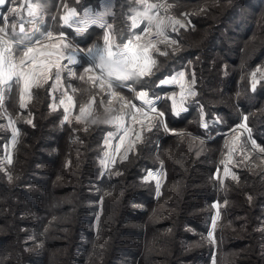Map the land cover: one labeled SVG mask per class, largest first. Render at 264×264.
I'll list each match as a JSON object with an SVG mask.
<instances>
[{
	"label": "trees",
	"instance_id": "1",
	"mask_svg": "<svg viewBox=\"0 0 264 264\" xmlns=\"http://www.w3.org/2000/svg\"><path fill=\"white\" fill-rule=\"evenodd\" d=\"M167 1L186 11L192 24L174 33L175 47L155 53L149 74L125 81L136 93L163 97L129 157L112 169L102 163L104 139L120 106L96 81L88 93L94 111L85 121H64L52 79L33 88L25 107L18 88L0 94V264H264V155L251 148L264 147V79H250L264 64V0ZM101 2L40 0L43 8L51 3L43 9L50 19L58 7L53 33L65 30L85 50L100 42L103 30L93 26L77 36L59 17L65 7ZM114 2L110 24L116 42L124 43L149 17L136 29L132 17L143 3ZM19 3L7 0L4 10ZM87 64L66 68L67 90L90 83L81 79ZM187 66L198 93L177 114L167 95L175 87L159 83ZM74 96L79 110L80 94ZM13 98L19 137L10 162L5 146ZM243 123L251 147L243 138L235 149L236 177L222 184L216 174L230 151L227 132ZM162 166L166 179L159 192L145 178Z\"/></svg>",
	"mask_w": 264,
	"mask_h": 264
},
{
	"label": "rangeland",
	"instance_id": "2",
	"mask_svg": "<svg viewBox=\"0 0 264 264\" xmlns=\"http://www.w3.org/2000/svg\"><path fill=\"white\" fill-rule=\"evenodd\" d=\"M80 1V0H77ZM160 2H154L151 0H140V2H142L143 6L140 7V9L138 10V12L135 14V17H137L136 15L139 14V11L143 13V19L146 20V18H148L149 20L147 21L148 24V29L150 31H148L149 33H147L146 35H142L140 38L143 37L146 39H151L150 43H152L154 45V48L157 49V51L155 53H158L162 50V52H167V50L162 49L163 47L169 46L170 47H175V45H177L176 42V37H174V33L178 32L181 28H189L191 26V20L190 17L188 16V14L186 13V11H178L176 9V6L174 3L172 2H168L167 0H160ZM103 2V0H102ZM40 4V3H39ZM41 5V4H40ZM148 5H157V7L151 8L149 9L147 6ZM45 6L47 8L51 7V3H47L45 4ZM45 6L42 9H45ZM114 6H115V2H114ZM159 6L160 9L162 10V13H159ZM149 10H152L154 13L156 11V16H150L151 12H148ZM62 12V11H61ZM45 14H47V16L49 15L48 12L45 10L44 12ZM113 13H114V7H113ZM112 13V15H113ZM60 14V13H59ZM55 16H53L52 18V22H53V29L54 27H56V15L57 12L54 13ZM153 15V14H152ZM142 17V15H140ZM50 17V16H49ZM50 19V18H48ZM133 20L134 19V15L132 17ZM132 20V21H133ZM178 22V23H177ZM161 24V25H160ZM162 28L161 26H163V28H166L168 26V28H166L167 30H163V34H160V29L158 28ZM0 27H4V26H0ZM112 28V25H111ZM10 30H9V34H10ZM54 36L58 35V32L56 33V31L53 33ZM145 36V37H144ZM103 37L102 35L99 36V38ZM98 40H96L95 42H93L90 46L87 47L91 48L92 46H94V44L97 42ZM3 46V45H2ZM165 48V49H166ZM165 52V53H166ZM155 53H154V59H155ZM155 61V60H154ZM85 63L83 61L80 62V65H82ZM178 65H182V64H178ZM188 65H191V62L188 63ZM87 68V67H86ZM81 70V69H80ZM84 70V71H82ZM82 75L81 77H83V81H89L90 83L87 84H83L81 87H77L74 89V92H77L80 94V99L79 101V110H77V105H78V101L76 100L75 96H74V92L71 94H73L76 104H75V108H73L74 106V100L71 98V100H69L68 98L66 99V95L63 96L62 93V89L66 90V86L64 83V76L65 75V71L66 68H64L63 73H62V78L60 79L61 81V85L60 88L58 89V81L55 79V77L52 78V84H55L52 86V90L57 93H61V97H60V101H58L57 103H59V105L63 108L65 114H64V121L66 122H73V120H78V121H85L86 119H88V117L93 113L94 111V98H89L90 95L88 94L92 88H91V83H93L95 80V78L90 74V72H85V67L82 68ZM151 72V71H150ZM193 71L188 69V66L185 68H180L178 70H176L175 72H173L170 75H174V82L177 83L176 85H181V83L183 82V88L180 89L179 92H181V96H180V104L181 106L183 105L182 100L184 101V99H186L185 103L187 101H189L190 99L194 98L197 93H198V88H196L195 86V78L191 75ZM250 79L251 81L256 84L259 81L264 79V64L258 66L257 68H255L252 72H250ZM105 75V74H104ZM167 75V76H170ZM183 78V81L181 82V77ZM73 76L72 72L70 74V77ZM97 76H100V73L97 72ZM107 76V75H106ZM69 77V75L67 76ZM69 79V78H66ZM164 79V78H163ZM162 79V80H163ZM162 80L160 81L159 84H162ZM96 83V82H95ZM166 83L163 82L162 85H165ZM44 84H42L43 86ZM98 85L100 86V83H98ZM114 85V84H113ZM112 85V86H113ZM169 84H166L165 86H167ZM101 87V86H100ZM103 87L106 88L109 93H110V97L113 99H116V101L119 102V106H120V112L122 113V115H116V117L114 118V121H120L122 124L126 125V129L128 131V137L127 140L122 144V147L120 149L119 152H117V154L114 152L116 146L115 143H113L114 147L112 149V143H111V148L108 149V146L105 143V139H104V144H105V153L103 154V158H102V163L104 164V167L106 170L112 169L113 167H115V164L118 161H122V160H126L129 157V154L131 153V150L133 148L136 147L137 143L140 141V137H142V131L147 127V125L149 124L148 121L150 120V118L156 113V111H148V114H146V112H144L145 110H143V108H141V106L138 104V102L135 99V87L134 86H130L132 91L131 94L126 95L123 92H118L117 93H113V87L109 88L108 85H106V83L103 81ZM177 88H175L176 90ZM60 90V91H59ZM177 92V90H176ZM176 92L174 93V91L170 90L167 92V95H176ZM0 94H2V91L0 90ZM8 94V93H7ZM6 94V96H7ZM5 96V95H4ZM68 96V95H67ZM160 97H163L160 96ZM6 98V97H5ZM11 102L8 103L9 108L7 109L8 111V121H9V126H10V132L11 133V137L9 142L6 144L5 146V153H6V157L8 158L7 160H9L11 162L12 157H13V151L17 145V141H18V137H19V133H18V129L15 125L16 122V113H17V109L15 107V103L16 101L13 99H10ZM23 104L24 107L26 106V104L32 100V95L29 98H24L23 99ZM92 101L93 102V108H92ZM22 103V101H21ZM115 102H111V104L107 107L108 109H112ZM84 109L83 112H81V109ZM92 108V113L90 115H88V113L91 112ZM143 110V111H142ZM118 112V113H120ZM117 113V114H118ZM114 115V116H115ZM129 116V117H128ZM132 116V117H131ZM22 115L20 114L18 116V118H21ZM128 120V122H127ZM28 122H31V119L29 118L27 120ZM204 125H206L204 123ZM117 127H115V125L113 126L111 131H116ZM110 132V131H109ZM108 133V132H107ZM191 133V132H188ZM228 135V139H229V148L230 151L226 154L223 162H222V166L220 167V169L217 171L216 177L222 182V184L225 183V180H227V178L229 177H236L235 172L233 171L232 166L235 165L236 163V157L235 156V149H241L240 146L243 142V138L244 141L248 142V135H247V128L246 126L243 124H239L238 126H236L234 129L232 128V130H230L229 132H227ZM249 143V142H248ZM110 146V144H109ZM249 146L251 147V144L249 143ZM253 152L257 153L259 156H263L264 155V151H261V149H264V147L259 146L256 149H254L253 147H251ZM114 154V155H113ZM147 180L150 181H154L156 183V185L159 187V192H161V188H163V183L166 179V169H164V167L162 166L161 168H159L158 170H150L147 175L146 178ZM102 202V201H101ZM103 203V202H102ZM101 203V205H103ZM216 207H217V211L214 217V223L212 226V230H211V237L212 240H215V235L213 233L214 231V227H216L217 225V220L220 218V204L217 202L216 203ZM102 212H99L98 217L95 219V229H98L99 227V216Z\"/></svg>",
	"mask_w": 264,
	"mask_h": 264
},
{
	"label": "crops",
	"instance_id": "3",
	"mask_svg": "<svg viewBox=\"0 0 264 264\" xmlns=\"http://www.w3.org/2000/svg\"><path fill=\"white\" fill-rule=\"evenodd\" d=\"M6 3H7V0H6L4 5H0V26H5V24H7L10 32H11V24L14 20L15 21L17 20L18 16H28L27 15V9H28L29 5L32 6L33 10L37 14L45 12V10H43L41 5L39 4L40 0H20L19 5L15 8L16 9L15 13L13 11H10V10H4ZM59 3L60 2L58 1V6H59ZM113 7H114V0H103V2H101L100 6L97 8L93 7L92 5L86 6L83 9H78L75 6L74 7L73 6L72 7L71 6L65 7V8H63V10L60 14V17H59L60 25L62 26V28H67L68 30L77 34V36L84 35V33L86 34V32L90 28H92L93 26H96V27L103 30L102 31L103 32V38H101L100 42L97 41L94 45L99 44L101 47H103L104 46V38L106 35H108L110 37V43L113 45V51L118 50L116 46H119L120 49H123L125 44H128L129 41H132L131 45L129 46V48L127 50V54H128L129 60L132 63L133 68L135 69L133 74H136V72H138L140 70H143L145 73L149 74L150 71H152V69H153L154 53L157 51V49L154 48V45L152 43H150L151 42L150 40L152 38L151 39H146V38L143 39V37L140 38L142 35H146L147 33H149L148 31H150V30L148 29V24L145 25V27L142 31L141 30L136 31V35L134 38L129 39L124 43H118V42H116V40L114 38L115 35L112 32V28H111V24H110V19H111L110 16L113 13ZM57 9H58V7L56 8L54 13L57 12ZM72 10H74L75 16L70 17L69 18V24L66 25L61 20V17H63L67 12L72 11ZM85 12L92 13L93 15L104 13L103 21H102L104 26L102 27L100 23H96V24L89 23L86 30L78 31L77 21L84 16ZM148 12H151L150 14H151L152 18H153V16H156V14H155L156 11H155V13L152 10H149ZM11 15H12V17H9ZM140 15H142V17ZM136 16L137 17H135V14H134V19H135V26L134 27L136 29H140L141 24L143 23V20H144L143 19V13L139 11V14H137ZM52 18L50 20H48V22L44 25L43 32L51 31L53 33V31H52L53 30ZM161 27L162 28H159V26H158L159 29H163V30H167L166 28H168V26L166 28H163V26H161ZM61 33H63V35L65 37V39L62 42L59 40L49 41V40H43L42 39L41 44L49 45V47H41L40 50L36 53L38 62L51 61L52 64L58 63L62 66V70L60 72V79L62 78V73H63L64 68H67L68 66L74 67L76 65H80V62L84 59L82 56H80L79 50L87 51V50L83 49L82 47H80L76 43V41L72 37H70V34H68L65 30L58 32V35H55V36H59ZM137 37H139V39H137ZM53 43H55V45H56L55 48L50 46ZM63 44H66L68 47H63L62 46ZM2 48H3V46H2V44H0V50H2ZM73 51H76L75 56H72ZM49 52L53 53V55L48 56L47 53H49ZM41 53H43V55H41ZM69 57H72V60L75 62H70ZM89 60H91V58H89ZM96 63L102 64L104 66V74L107 75V77H108V71L110 68H117L118 67L116 65H113L112 62L108 58H105L103 61L97 60ZM86 67H91V63H88ZM39 70L40 69L38 68L37 72H39ZM44 71H45V74H47V69H44ZM97 72L100 73L99 70L93 69L90 72V74L95 78L96 82L100 83V85H101V81L96 79L98 77ZM54 73H55V69L53 68V73H52L53 77H55ZM173 77H174V75L166 76L162 80V84L164 82L166 84H169L168 86H172V87L177 88L176 89L177 92H176V90H174V93L176 92V95H174V96L169 95V98H170V101L172 104L171 107H172L173 111L178 114V113H181L187 109L186 103H185L186 99H184V101L182 100L183 105L181 106V104L179 102V100L181 99L180 98L181 92H179V91H180V89L183 88L182 87L183 86L182 85L183 84V82H182L183 78L180 75L182 83L179 86V85H176L177 83L174 82L175 79ZM60 79L58 81V86H57L58 89L60 88V85H61ZM125 81H127V80L121 79V80L114 81L113 82L114 85L112 86L113 87L112 88L113 93L118 94V92L114 89V87L116 85H118L119 87H122V88L130 89L132 91V89L130 87L131 85L126 83ZM36 83H37V81L34 78L32 81V85H30L29 90L24 92V98L27 99L32 95V90H33V88L36 87V86H34ZM40 83L46 84V83H43L42 80H40ZM53 85L55 87L54 83H53ZM17 88L19 89L20 97H21V89L19 87H17ZM0 90L4 91V88L2 85H0ZM61 91L63 93V96L66 95V99L68 98L69 100H71V98H72L74 100V105H73L74 107L73 108H75L76 101H75L73 94H71V91L67 90V88H66V90L62 89ZM132 92H134V91H132ZM140 92L146 93V91H144V90L138 91L137 93H135V99L138 102V104L141 106V108H143V110H145L144 112H146V114H148V111L149 110L153 111L152 110L153 108H155V111L157 112L158 111V104H159L161 98L160 97H148V95H146L143 98H139ZM145 101H147V103ZM93 102L94 101L91 102L92 108H93ZM92 108H90L91 112L88 113V115H90L92 113ZM116 115H122V113L120 112ZM116 115L112 118L111 123L113 125H115V127H117V129H116V131L115 130L110 131L106 134L107 136H105V143L108 146V149L111 148V143H112V149H113V147H114L113 143H115L116 148H115L114 152L117 154V152L120 151L122 144L127 140L128 131L126 129L125 124H122L120 121H116V120L114 121V118L116 117ZM127 122H128V120H127ZM109 142H111V143H109ZM109 144H110V146H109Z\"/></svg>",
	"mask_w": 264,
	"mask_h": 264
},
{
	"label": "snow or ice",
	"instance_id": "4",
	"mask_svg": "<svg viewBox=\"0 0 264 264\" xmlns=\"http://www.w3.org/2000/svg\"><path fill=\"white\" fill-rule=\"evenodd\" d=\"M6 0H0V5H4ZM149 9L157 7V5H148ZM14 13L16 9L12 10ZM27 15L32 17L31 20H28L29 25L37 23V13L33 10L32 6L29 5L27 9ZM74 10L67 12L61 20L64 24H69V18L74 17ZM104 13L93 15L92 13L85 12L84 16L77 21L78 31L86 30L89 23L96 24L100 23L103 27ZM178 23V22H177ZM19 26V33L16 32V28ZM133 26H135V20H133ZM35 32H39V29H34L33 33H26L24 27V20L21 18L19 21H13L11 24V35H9V27L5 24L4 27H0V44L3 45L2 50H0V85L3 86L4 90L11 92L13 88L19 87L21 89V107H24L23 99L24 92L29 90L32 81L35 78L37 83L34 85L36 87L42 86L40 80L43 83H47L49 79L53 78V68L55 69V79L59 81L60 72L62 66L60 64H52L51 61L47 62H38L36 53L40 50L41 47H49V45L41 44V40L49 41H63L65 39L63 33L59 36H54L51 31H45L41 33L40 36H35ZM23 33V35H20ZM160 34H163V29H160ZM139 39V37H137ZM11 41V42H10ZM132 41H129L128 44H125L123 49L117 47V51H113V45L110 43V37L108 35L104 38V46L101 47L99 44L94 45L91 48H88L87 51L79 50L80 56L84 58V63H91V67L85 68V72H91L93 69H97L100 72V76L96 79L101 81V87H103L104 81V66L102 64L96 63L97 60L103 61L105 58H108L113 65L118 66L117 68H110L108 71V77L111 79L108 80V87L111 88L113 82L116 80H129L131 79L135 69L132 66L131 61L128 58L127 50L131 45ZM55 48L56 45L53 43L50 45ZM63 47H68L66 44L62 45ZM43 55V53H41ZM48 56L53 55V53H47ZM76 55V51H73L72 56ZM91 58V60H89ZM70 62H75L72 60V57H69ZM40 69L37 72V69ZM44 69H47V74H45ZM139 76H144L145 73L143 70L136 72ZM83 79V77H81ZM147 94L144 92L139 93V98L145 97ZM147 103V101H145ZM155 111V108L152 109ZM84 109H81L83 112ZM159 115H163L160 113ZM30 122V121H29ZM264 151V149H261Z\"/></svg>",
	"mask_w": 264,
	"mask_h": 264
},
{
	"label": "built area",
	"instance_id": "5",
	"mask_svg": "<svg viewBox=\"0 0 264 264\" xmlns=\"http://www.w3.org/2000/svg\"><path fill=\"white\" fill-rule=\"evenodd\" d=\"M48 17L47 14L45 13H39L37 14V23L33 24V25H29L27 23L28 20H31L32 17H29V16H18L17 20L16 21H19L21 18H23L24 20V27H25V32L26 33H33L34 29H39V32H35V36H40L41 33H44L43 32V27L44 25L48 22ZM16 32L19 33V26H17L16 28ZM2 35V34H0ZM11 35V34H9ZM20 35H23V33H20ZM11 42V41H10ZM111 79L110 77H107L106 75H104V82L106 83V85H108V80Z\"/></svg>",
	"mask_w": 264,
	"mask_h": 264
}]
</instances>
